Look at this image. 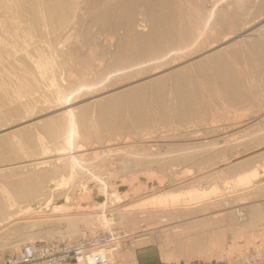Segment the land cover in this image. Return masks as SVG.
I'll list each match as a JSON object with an SVG mask.
<instances>
[{
	"label": "rangeland",
	"instance_id": "rangeland-1",
	"mask_svg": "<svg viewBox=\"0 0 264 264\" xmlns=\"http://www.w3.org/2000/svg\"><path fill=\"white\" fill-rule=\"evenodd\" d=\"M154 1L0 0V258L264 264V0Z\"/></svg>",
	"mask_w": 264,
	"mask_h": 264
},
{
	"label": "built area",
	"instance_id": "built-area-1",
	"mask_svg": "<svg viewBox=\"0 0 264 264\" xmlns=\"http://www.w3.org/2000/svg\"><path fill=\"white\" fill-rule=\"evenodd\" d=\"M77 256V250L70 243L40 242L27 245L18 252L4 255L0 258V264H69L86 259L84 256L80 258Z\"/></svg>",
	"mask_w": 264,
	"mask_h": 264
},
{
	"label": "bare ground",
	"instance_id": "bare-ground-1",
	"mask_svg": "<svg viewBox=\"0 0 264 264\" xmlns=\"http://www.w3.org/2000/svg\"><path fill=\"white\" fill-rule=\"evenodd\" d=\"M154 1V0H153ZM151 2V1H150ZM150 2H149V4H150ZM155 2V1H154ZM153 2V3H154ZM154 5V4H153ZM169 5V4H168ZM167 6V5H166ZM168 21V20H167ZM166 24V23H165ZM172 24V23H171ZM165 26H167V25H165ZM167 30V29H166ZM168 31V30H167ZM158 32V31H157ZM163 32V31H162ZM154 34V33H153ZM168 34V33H167ZM154 35H156V34H154ZM166 35V34H165ZM159 37V36H158ZM162 37V36H161ZM167 37H168V35H167ZM156 38H157V36H156ZM164 38V37H163ZM165 39V38H164ZM167 40V39H166ZM156 41H157V39H156ZM163 42V41H162ZM159 45H161L162 46V44H159ZM182 77V76H181ZM165 81V80H164ZM163 81V82H164ZM184 83V82H183ZM187 93V92H186ZM121 101H122V99H121ZM112 102V101H111ZM106 105V104H105ZM107 105H108V103H107ZM103 106V105H102ZM109 107V106H108ZM85 108V111H87L86 110V107H84ZM178 108V107H177ZM81 109H83V108H81ZM106 109V108H105ZM111 110V109H110ZM82 112V111H81ZM109 112V111H108ZM65 113H67L68 115H69V118L67 117V116H63V117H67V119H69V127H70V129H71V131L68 133L69 135H70V137L72 138L73 136L75 137V134H76V131H75V124H76V120H78V119H76V118H79V115H78V117H77V115H75V114H72L73 113V110H72V108L71 107H69V109H67V112H65ZM85 113V112H84ZM84 113L82 112V115H84ZM101 113V112H100ZM78 114H81V113H78ZM92 114H93V112H92ZM76 116V118H75V116ZM81 115V116H82ZM110 115V114H109ZM112 115V114H111ZM110 115V116H111ZM61 116V115H60ZM105 116V115H104ZM106 116H107V114H106ZM59 117V116H58ZM62 117V118H63ZM83 117V116H82ZM82 117H80L79 118V120L82 118ZM85 117V116H84ZM57 118V117H56ZM55 118V119H56ZM105 118V117H104ZM107 118V117H106ZM114 118V117H113ZM118 118V117H117ZM53 119V118H52ZM83 119V118H82ZM60 120H61V118H60ZM66 120V119H65ZM55 121H57V120H55ZM58 121H59V119H58ZM52 122V121H51ZM60 122V121H59ZM64 122V124H65V121H63ZM79 122V121H78ZM55 123H57L58 124V122H55ZM61 124H63L62 122H60V124L59 125H61ZM110 124H111V122H110ZM109 126V124H106V126ZM55 126V125H54ZM64 128V127H63ZM67 128V127H66ZM57 130V128H54V130ZM52 130V129H51ZM65 130V129H64ZM68 130H69V128H68ZM75 133V134H74ZM21 135V134H20ZM69 135L67 136V137H69ZM73 137V138H74ZM71 138L69 139L70 140V142L72 141L71 140ZM71 144V143H70ZM14 147V146H13ZM40 148V147H39ZM67 149H68V147H67ZM62 159V158H61ZM34 161V160H33ZM38 179H39V177H38ZM242 179V178H241ZM35 184V183H34ZM20 185V184H19ZM32 185V184H31ZM33 186V185H32ZM32 186H31V190H33L34 188H36L37 189V187H34V188H32ZM20 188L21 187H24V185L23 186H19ZM19 187H17V189L19 188ZM26 187V186H25ZM28 187V186H27ZM4 188V187H3ZM19 188V189H20ZM30 188V187H29ZM29 188H27V189H24V188H21V190L22 191H31ZM4 189H6V188H4ZM12 189V188H11ZM7 190V189H6ZM20 190V191H21ZM99 190V189H98ZM21 191V192H22ZM35 190H33V192H34ZM6 193H7V191H6ZM23 193V192H22ZM25 193H27V192H24L23 194L25 195ZM30 193V192H29ZM29 193H27L28 194V196L29 197H31V195H32V192H31V194L29 195ZM36 193V192H35ZM7 194H9V193H7ZM37 194V193H36ZM168 194V193H167ZM178 195V194H177ZM177 195H176V198H177ZM9 196V195H8ZM15 196V195H14ZM14 196H12V198L14 197ZM28 196H26V199L25 200H27V197ZM33 196V195H32ZM35 196V195H34ZM24 197V196H23ZM156 197V196H155ZM179 197V196H178ZM10 198H11V194H10ZM150 198V197H149ZM172 198H173V196H172ZM175 198V199H176ZM1 199V198H0ZM8 199V198H7ZM13 199H16V198H13ZM19 199H20V197H19ZM158 201H163V197L162 196H159V197H157L156 198ZM164 199H166V198H164ZM9 200V199H8ZM20 200H23L22 198L20 199ZM10 201V200H9ZM8 201V202H9ZM13 201V200H12ZM17 201V200H16ZM24 201V200H23ZM2 202V201H1ZM7 202V203H8ZM13 203H14V201H13ZM1 204V203H0ZM95 204V203H94ZM98 204V203H97ZM100 205V204H99ZM103 205V204H102ZM1 211H3V210H1ZM241 213V212H240ZM239 213V214H240ZM1 214V216H2V214H3V212L2 213H0ZM8 215V214H7ZM238 215V214H237ZM5 216V215H4ZM240 217V216H239ZM242 217H245V219L247 218L246 216H245V214H242ZM1 220V219H0ZM99 247V246H98ZM86 247H83V249H85ZM88 248V247H87ZM86 248V249H87ZM91 248V247H90ZM89 248V249H90ZM95 248V247H94ZM81 249V248H80ZM92 250V249H91ZM116 250H118L117 248H116ZM115 249H113V251L115 252L116 251ZM83 251V250H82ZM85 251V250H84ZM93 252H91L90 253V256L88 257V260H87V263L88 264H96L97 262H100V261H107V260H109V257H107V250L106 249H100V248H98L97 250H92ZM109 251H110V249H109ZM112 252V251H111ZM113 252V253H114ZM83 253V252H82ZM109 254H111V253H109ZM79 256V255H78ZM81 256V255H80ZM109 256V255H108ZM115 256V255H114ZM111 258V257H110ZM225 258V257H224ZM112 259V258H111ZM110 259V260H111ZM112 261V260H111ZM110 261V262H111ZM114 261V260H113ZM80 263V262H79ZM83 263H84V261H83ZM87 263H85V264H87ZM108 263V262H107ZM81 264H82V262H81ZM106 264V263H105ZM110 264V263H109ZM112 264V263H111Z\"/></svg>",
	"mask_w": 264,
	"mask_h": 264
},
{
	"label": "crops",
	"instance_id": "crops-1",
	"mask_svg": "<svg viewBox=\"0 0 264 264\" xmlns=\"http://www.w3.org/2000/svg\"><path fill=\"white\" fill-rule=\"evenodd\" d=\"M170 256L172 255L170 254ZM159 258L163 259V261L160 262ZM166 258H168L167 254L165 255L164 258H162V256L159 255L155 250L152 251L145 249V250H140L138 252V264H222L220 261L217 260L168 261Z\"/></svg>",
	"mask_w": 264,
	"mask_h": 264
}]
</instances>
